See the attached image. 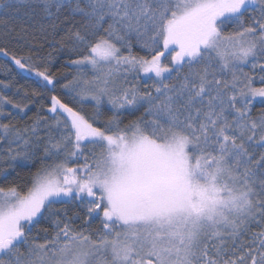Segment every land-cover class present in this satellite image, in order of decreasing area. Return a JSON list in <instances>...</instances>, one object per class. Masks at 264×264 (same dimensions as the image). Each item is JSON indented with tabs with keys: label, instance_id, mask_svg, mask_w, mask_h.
Returning a JSON list of instances; mask_svg holds the SVG:
<instances>
[{
	"label": "snow or ice",
	"instance_id": "6c2138e0",
	"mask_svg": "<svg viewBox=\"0 0 264 264\" xmlns=\"http://www.w3.org/2000/svg\"><path fill=\"white\" fill-rule=\"evenodd\" d=\"M0 9H28L29 19L38 10L41 31L66 28L82 54L60 87L94 102L86 113L54 94V125L0 123V264H264V0H0ZM133 37L145 55L133 54ZM0 57L55 92L57 75L31 53L4 46ZM141 74L152 81L143 89ZM5 105L28 107L0 92V115ZM72 202L102 229H77V213L54 207ZM44 220L52 230L32 235Z\"/></svg>",
	"mask_w": 264,
	"mask_h": 264
},
{
	"label": "trees",
	"instance_id": "16d2710c",
	"mask_svg": "<svg viewBox=\"0 0 264 264\" xmlns=\"http://www.w3.org/2000/svg\"><path fill=\"white\" fill-rule=\"evenodd\" d=\"M25 12H29L28 9H22L19 13H8L5 14L2 9H0V20H8L9 26L14 27L15 31L11 32L9 35H4L5 28L3 24H0V47L6 46L10 52H13L16 55H28L32 54L34 61L41 69L47 68L50 73L57 75L58 84L56 86L55 92L51 91L50 88L42 87V81L39 80L35 75L29 76L27 73L18 75L19 69L7 58L0 57V65H3L5 61L7 66L12 69L10 74H5V71L0 67V81H5L11 84L9 89H3L0 87V92H3L4 95L8 96L14 102L27 104L28 107L25 109L24 113H17L16 109H13L11 105H5L4 115H0V123H13L18 127H23L26 124H31V122L36 119L37 116L44 118L46 124H53L56 117L48 111V108L51 106V96L57 95L64 102H70V106H73L77 109H83L86 113H91L93 110L94 102L92 101H83L78 103L73 99L72 94H69L67 90L61 89L60 85L64 84L66 80H72L73 77L77 74L74 66L68 64V61L75 59L77 55L82 54L81 49L73 51V43L67 38V29L59 30L53 32L51 29H48L46 32L39 29V24L43 23L40 20L39 11H36V15L33 19H29L25 16ZM21 29H26L25 32H22ZM56 41V43H52ZM63 41V47H61L60 42ZM133 54L145 55V52L135 43V38L133 37ZM126 54V50H125ZM171 59V53L168 54L167 62ZM185 71L187 69L185 68ZM244 71L251 72L250 66H246ZM87 78H91L93 75L91 71L85 69ZM60 73H64V76H61ZM175 77V73L172 74ZM230 75V74H229ZM130 80L135 82L133 77H129ZM169 82H174V80H169ZM152 81L143 78L139 82V87L144 88L145 85L151 84ZM257 86L259 84L257 83ZM38 93V95H33V92ZM27 93V95H25ZM261 105L257 104L253 109V115H257L260 111ZM110 106L103 103L101 110L106 113V115H111L109 111ZM143 112L141 108L138 112L134 114H129L127 111H122L121 120L123 123H127L128 120L134 119L135 116H139ZM43 129V126H42ZM44 131L40 132V135H44ZM58 135V133H56ZM0 147L6 148L7 145L0 143ZM92 148L91 145L88 146ZM42 151V148H41ZM94 151L99 152L100 148L97 146L94 148ZM82 158L79 160H73L70 162L69 166H74L75 164L82 163ZM7 167L3 159H0V168ZM17 171H21L17 169ZM23 171H27L24 169ZM6 186V185H5ZM56 208H64L67 210V215L73 217L74 213L78 214L79 218H73L72 225L73 227L80 229H88L92 232H95L98 229H102L101 217L96 216L95 219H92L90 223H85L82 207L79 202H72L69 204H56ZM37 228H49L51 231V222L50 220L41 221L36 228H33L32 235L36 234ZM42 236V234H41Z\"/></svg>",
	"mask_w": 264,
	"mask_h": 264
},
{
	"label": "rangeland",
	"instance_id": "374dc122",
	"mask_svg": "<svg viewBox=\"0 0 264 264\" xmlns=\"http://www.w3.org/2000/svg\"><path fill=\"white\" fill-rule=\"evenodd\" d=\"M87 71H91L92 72V70L89 68V69H87ZM93 74V73H92ZM141 76L143 77V78H145L144 76H143V74H141ZM87 101H90V100H87ZM106 104H107V100H105L104 101ZM108 106H110V105H108ZM111 107V106H110Z\"/></svg>",
	"mask_w": 264,
	"mask_h": 264
}]
</instances>
